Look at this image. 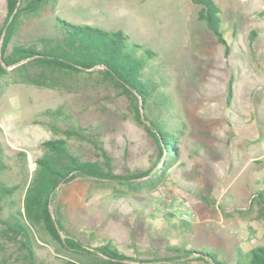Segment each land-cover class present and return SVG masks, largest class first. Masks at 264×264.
<instances>
[{
    "label": "rangeland",
    "instance_id": "374dc122",
    "mask_svg": "<svg viewBox=\"0 0 264 264\" xmlns=\"http://www.w3.org/2000/svg\"><path fill=\"white\" fill-rule=\"evenodd\" d=\"M48 1L38 17L20 18L8 54L15 45H39L55 32L57 18L121 31L127 52L142 64V82L158 83L151 109L155 103L167 106L163 116L182 125L178 155L155 188L134 190L84 178L60 186L49 209L65 231L86 246L104 240L153 264H206L167 262L175 256L169 250L174 246L211 247L230 264L239 254L244 261L251 249L264 246V215L253 196L264 175V0H213L228 56L198 20L200 6L192 0ZM6 22V0H0V33ZM14 66L0 83V155L7 166L0 180L11 191L6 202L0 200V221L8 217L11 202L14 208L23 206L35 161L49 156L45 142L66 140L80 158L102 159L92 143L69 138V127L86 130L110 156L113 173H159L156 141L136 120L132 99L100 67L81 72L28 67L33 80L41 76L52 85L35 86L22 83ZM52 112H58L54 119ZM165 195L191 210L195 219L181 220L173 207L153 210ZM32 233L42 264H89L90 259L66 250L42 227L33 226ZM0 264H24L18 244L0 240Z\"/></svg>",
    "mask_w": 264,
    "mask_h": 264
},
{
    "label": "trees",
    "instance_id": "16d2710c",
    "mask_svg": "<svg viewBox=\"0 0 264 264\" xmlns=\"http://www.w3.org/2000/svg\"><path fill=\"white\" fill-rule=\"evenodd\" d=\"M48 0H6L7 22L4 36L0 33V83L7 73V68L19 74L24 84L35 86H52L36 77V81L28 73V67L41 66L53 71H76L100 67L104 75L132 99L135 108V118L142 123L153 136L159 148V160L156 170L151 176V170L133 172L126 175L113 173L110 156L98 147L97 142L85 134L81 127H69L67 136L86 140L100 150L101 160H87L80 158L66 140H50L44 143L49 156L38 158L36 170L28 184L23 206L14 208L10 203L8 217L0 221V240L18 244L23 252L24 264H42L36 255L34 246L36 241L32 233L33 226H40L63 248L83 258L89 264H153V260L138 261L134 257L125 255L109 242L104 240L96 247L84 245L77 237L68 234L58 217L53 216L49 204L57 189L70 183L76 178H84L97 182H115L129 186L131 189L147 187L153 189L161 181L169 167V163L178 155L177 143L182 125L177 120L163 116L167 106L155 103V110L151 109L153 92L158 83H143L141 80L142 64L133 58L126 50L127 37L121 31L106 32L90 26H75L60 19H55L56 29L51 35L43 38L39 45L36 42L28 46L15 45L12 53H7L10 40L17 35L18 23L21 17H38L48 5ZM200 6L198 20L214 34L219 44L224 46L225 56L229 55V46L220 31V10L213 0H192ZM255 37L252 31L251 38ZM232 81H229L228 102L232 97ZM165 110V111H163ZM50 118L58 116V112L50 113ZM146 120V123L143 122ZM173 120V121H172ZM172 122V123H170ZM177 122V123H176ZM24 157L25 154L21 153ZM166 156V159H164ZM259 164L261 163L258 162ZM5 162L0 155V172L6 169ZM145 179V180H144ZM11 191L0 180V200L6 202ZM254 200L264 215V175L256 184ZM188 226L187 223H184ZM64 238L61 237V234ZM174 257L167 258V262H181L200 260L206 264H230L227 259H219L213 248L205 247L196 250L189 247H172ZM237 256L234 264H264V246H257L250 250L246 260ZM159 261V260H158ZM63 264H76L64 261Z\"/></svg>",
    "mask_w": 264,
    "mask_h": 264
},
{
    "label": "built area",
    "instance_id": "2783aa9c",
    "mask_svg": "<svg viewBox=\"0 0 264 264\" xmlns=\"http://www.w3.org/2000/svg\"><path fill=\"white\" fill-rule=\"evenodd\" d=\"M172 207L176 209L181 220L191 222L195 219V214L185 206L176 205L171 195H165L161 199H157L153 206V210H169Z\"/></svg>",
    "mask_w": 264,
    "mask_h": 264
},
{
    "label": "water",
    "instance_id": "95a60500",
    "mask_svg": "<svg viewBox=\"0 0 264 264\" xmlns=\"http://www.w3.org/2000/svg\"><path fill=\"white\" fill-rule=\"evenodd\" d=\"M5 30H6V27L3 29V32H2V38L4 36V33H5ZM61 234V232H59Z\"/></svg>",
    "mask_w": 264,
    "mask_h": 264
}]
</instances>
